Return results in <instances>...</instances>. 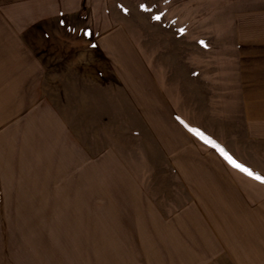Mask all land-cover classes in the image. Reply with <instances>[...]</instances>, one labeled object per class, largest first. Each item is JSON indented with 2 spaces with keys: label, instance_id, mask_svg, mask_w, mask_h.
<instances>
[{
  "label": "rangeland",
  "instance_id": "1",
  "mask_svg": "<svg viewBox=\"0 0 264 264\" xmlns=\"http://www.w3.org/2000/svg\"><path fill=\"white\" fill-rule=\"evenodd\" d=\"M241 10L264 0H0V264L100 262L123 224L110 199L186 181L174 120L264 136Z\"/></svg>",
  "mask_w": 264,
  "mask_h": 264
},
{
  "label": "crops",
  "instance_id": "2",
  "mask_svg": "<svg viewBox=\"0 0 264 264\" xmlns=\"http://www.w3.org/2000/svg\"><path fill=\"white\" fill-rule=\"evenodd\" d=\"M239 13L238 45L264 46V10ZM1 34L0 24V55ZM186 121L184 128L174 120L184 139L172 148L186 159L177 171L186 181L173 184L164 198L137 193L110 199L107 213L121 218L122 228L106 232L104 258L99 262L93 253L87 264H264V182L233 164L264 177V166H257L264 162V136L251 124L247 135L235 129L226 143L216 130ZM17 256L2 261L13 263Z\"/></svg>",
  "mask_w": 264,
  "mask_h": 264
},
{
  "label": "snow or ice",
  "instance_id": "3",
  "mask_svg": "<svg viewBox=\"0 0 264 264\" xmlns=\"http://www.w3.org/2000/svg\"><path fill=\"white\" fill-rule=\"evenodd\" d=\"M142 7H143V6H142ZM159 18H160L159 16L154 17V19H157V20H158ZM201 43H203V42H201ZM233 164H234L235 167H237V168H239L240 170L246 172L249 176H253L255 179L260 180L261 182H264V177H262V176H260V175H258V174L253 173L251 170H249V169H247V168H244L242 165L237 164V163H235L234 161H233Z\"/></svg>",
  "mask_w": 264,
  "mask_h": 264
}]
</instances>
